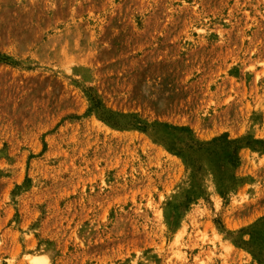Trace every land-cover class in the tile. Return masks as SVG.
I'll use <instances>...</instances> for the list:
<instances>
[{
    "label": "rangeland",
    "instance_id": "obj_1",
    "mask_svg": "<svg viewBox=\"0 0 264 264\" xmlns=\"http://www.w3.org/2000/svg\"><path fill=\"white\" fill-rule=\"evenodd\" d=\"M0 264H264V0H0Z\"/></svg>",
    "mask_w": 264,
    "mask_h": 264
}]
</instances>
